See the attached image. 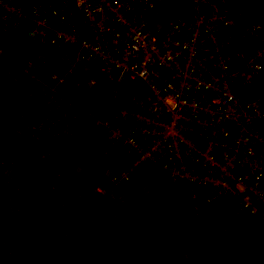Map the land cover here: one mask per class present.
Wrapping results in <instances>:
<instances>
[{
    "label": "built area",
    "instance_id": "obj_1",
    "mask_svg": "<svg viewBox=\"0 0 264 264\" xmlns=\"http://www.w3.org/2000/svg\"><path fill=\"white\" fill-rule=\"evenodd\" d=\"M180 2L157 28L152 0H0V42L47 49L52 88L98 95L94 126L130 154L112 182L154 168L196 214L230 200L264 237V99L240 94L264 69V22L225 0Z\"/></svg>",
    "mask_w": 264,
    "mask_h": 264
},
{
    "label": "rangeland",
    "instance_id": "obj_2",
    "mask_svg": "<svg viewBox=\"0 0 264 264\" xmlns=\"http://www.w3.org/2000/svg\"><path fill=\"white\" fill-rule=\"evenodd\" d=\"M152 1L156 7L157 28L182 14L183 5L180 0L176 5L171 0ZM245 13L249 20L264 22V0H253ZM0 43L6 52L5 64L0 62V214L5 221L10 220L0 229V248H5L6 252L9 248V253L13 251L17 254L16 258L23 255L18 260L27 264L29 261L25 257L39 256L37 253L41 254L47 248L52 250L55 246L59 257L52 260L56 264H70L72 256L67 250L69 243L73 247L83 249L86 246L88 250L94 249L93 243L100 232H93L87 237V241L84 240L86 234L83 230L88 229L92 218L88 215L83 217L90 209V197L94 190L101 200L105 196L109 201L108 217H104L105 219L112 217L116 213L115 209L122 210V216L126 218L128 210L131 213L137 211L159 190V186L167 187L172 182L150 167L132 173L125 183L112 182L109 177L111 174L127 170L126 162L130 154L120 144L106 140L101 130L94 126V119L97 118L79 107L73 92L59 93L51 87L47 77L52 66L51 53L13 35L7 36ZM258 89L264 93V82L258 85ZM81 112L86 113L89 119L83 121L79 115ZM258 127L264 131V125L259 124ZM41 129L48 131L47 143H41L35 137ZM73 139L86 142L85 146L89 147L87 158L79 162L78 171L64 175L60 161L51 156V147L60 148V144L69 143ZM26 175L33 180L32 187L25 180ZM225 202L226 214L222 219L224 226L229 223L226 217L230 213L237 218V222H230L232 225L226 229L225 235L231 233L238 238L245 235L242 243L244 247L250 246L253 242L246 236L249 229H244L243 226L235 228L242 220L243 225L256 221L247 217L243 219L235 203L230 200ZM10 206L12 211L9 213ZM190 213L194 217L198 214L192 208ZM103 214L94 218L103 220ZM112 220L114 219L109 220L112 229L126 226L124 223L116 225ZM171 221L175 224L173 215ZM99 223L102 232H105L106 225L104 222ZM147 229L150 233L154 230L153 226H148ZM18 237L19 243L13 247L10 241ZM152 238L151 236V246L148 247L153 249L150 254L158 264H189L187 259L193 257L198 250H187L184 247L171 255V241H165L161 243V252L157 253L156 249L160 245H152L155 241ZM245 240L247 244L244 243ZM220 244L222 248L224 245ZM210 246L208 243V248H205L209 249ZM148 247L141 246L133 256L138 257ZM229 247L231 248L227 245L226 249L217 250L221 254L216 259L208 258L210 264H227L230 254L226 250H230ZM131 258L130 251L124 263ZM140 258L141 264H152L149 255L143 254ZM254 259L256 260L252 263L233 264H264V250L260 257L256 256Z\"/></svg>",
    "mask_w": 264,
    "mask_h": 264
},
{
    "label": "trees",
    "instance_id": "obj_3",
    "mask_svg": "<svg viewBox=\"0 0 264 264\" xmlns=\"http://www.w3.org/2000/svg\"><path fill=\"white\" fill-rule=\"evenodd\" d=\"M171 1L174 2V5L180 3L179 0ZM225 1L226 5L233 10V14H237L239 16L246 15V10H248L253 4V0ZM5 61L6 59L0 60L1 64H5ZM263 82L264 69L253 78L249 85V89L242 90L240 94L242 96H246L249 95L248 93L250 91H253L254 95L263 98L264 93L260 92L258 89V85ZM57 92L62 93L61 90H57ZM77 102L79 107H83L87 113L91 112L95 117H99L101 112L104 111L102 104H99L100 98H98V95H96L95 92L87 95H80L77 98ZM79 115L83 121L89 119L86 113L81 112ZM35 137L41 143H47L48 131L41 129L36 133ZM85 143L86 142L81 139H73L69 143L60 144V148L51 147V156L54 160L60 161L64 175L78 171L79 162L82 159L87 158L89 147L85 146ZM129 162L130 158L127 160L126 164L128 165ZM145 168L146 167L143 166L139 169L144 171ZM150 170L152 171V169ZM25 180L28 182L29 186L32 187L34 185V182L29 175L25 176ZM195 193L198 203L200 193L197 189L195 190ZM106 198L107 197L104 196V200H101L95 190L92 192V197H90L89 203L90 209L83 217L86 218L88 215V217L92 218L88 229L83 230V233L86 234L84 236V240L87 241V237L90 236V234L92 235L93 232H100L95 243H93L94 249L88 250L89 248L86 246L83 249L73 247V245L69 243V248L67 250L70 256H72L70 264H125V258L129 257L130 251L132 258L130 261H127L126 264H141L140 257L143 254L146 256L149 255V260L152 264H158L154 262V259L150 254L153 252V249L148 247L151 246V236L153 237L152 240H155L152 245H157V243L160 245L156 249L157 253L161 252V243L165 241H171V248H173L171 252L176 251V253H178L177 250L181 251L184 247L187 250L198 249L195 255L193 254V257L187 259L190 261L189 264H210V260H208V258L211 257L213 260L216 259L221 254V252H217V250H224L227 245L231 246V248L229 247L230 250H226L230 254L228 258L229 262L227 264L237 262L252 263L256 260L254 257H260L261 252L263 253V228L257 222L254 223L251 221L248 225H243L242 220V223L237 224L239 226L236 225L235 228L239 229L240 226H243L245 227L244 229H249V233L246 236L253 242L250 246L244 247V244L242 243L245 235L239 238L233 236L231 233L227 234V236L225 235L226 229H228L234 222H237V218L230 213V215L226 217V220L229 223L224 226V221L222 219L225 218L226 213L224 210L227 205L225 200L227 199H221L211 204L208 208H199L197 216L194 217L190 213L187 202L188 189L179 183H169L167 187L159 186V190L155 194L151 195L148 201L137 211L131 213L128 209H126L128 210L126 218H124L125 216H122L124 215L122 210L119 211L118 209H115L116 213L114 212L110 218L114 219L112 221L116 222V225L124 223L126 226L122 228H118L117 226L116 229H112L113 227H111L109 221L110 218H108L109 220L104 218L107 216V212H109L107 208L109 201ZM105 206L106 208H104ZM101 210L104 211L101 212ZM11 211L12 207L10 206L9 213ZM102 214L103 220L94 218L101 217ZM172 215L174 217L175 224H172ZM11 217H13V214H11ZM245 218L246 217L243 216V219ZM99 221L104 222L106 225L105 232H102ZM9 222L10 220L5 221L3 215L0 214V229L4 224ZM230 222L232 224H230ZM148 226H153L154 228L151 233L150 230L147 229ZM17 239H12L10 241L13 247H15V244L19 243V237ZM208 243L211 246L209 249H206L205 247H207ZM220 243H223L224 245L222 248ZM244 243L247 244V240H245ZM144 245L148 247L146 251L141 253L138 257H134L133 254ZM19 247L21 248L22 245ZM54 248L52 250L51 248L44 249L43 253H37L39 256H34L33 258L30 255L29 257H25L29 261L27 264H50L52 259L56 260V257H59V252ZM9 250L10 249L7 248L6 252L5 248H0V264H22V261L18 259L22 258L23 255L16 258L17 254L13 251L12 253H9ZM209 254L212 255L209 256ZM248 255H250V258H248Z\"/></svg>",
    "mask_w": 264,
    "mask_h": 264
},
{
    "label": "water",
    "instance_id": "obj_4",
    "mask_svg": "<svg viewBox=\"0 0 264 264\" xmlns=\"http://www.w3.org/2000/svg\"><path fill=\"white\" fill-rule=\"evenodd\" d=\"M50 264H56V261L51 260Z\"/></svg>",
    "mask_w": 264,
    "mask_h": 264
},
{
    "label": "crops",
    "instance_id": "obj_5",
    "mask_svg": "<svg viewBox=\"0 0 264 264\" xmlns=\"http://www.w3.org/2000/svg\"><path fill=\"white\" fill-rule=\"evenodd\" d=\"M174 252H176V251H174ZM174 252H170V254L173 255Z\"/></svg>",
    "mask_w": 264,
    "mask_h": 264
}]
</instances>
